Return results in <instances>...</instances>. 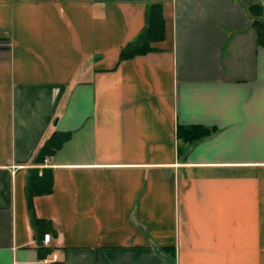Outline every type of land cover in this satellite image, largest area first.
I'll return each mask as SVG.
<instances>
[{
	"label": "crops",
	"instance_id": "crops-1",
	"mask_svg": "<svg viewBox=\"0 0 264 264\" xmlns=\"http://www.w3.org/2000/svg\"><path fill=\"white\" fill-rule=\"evenodd\" d=\"M149 3L164 39L119 61ZM257 3L0 0V264H264Z\"/></svg>",
	"mask_w": 264,
	"mask_h": 264
},
{
	"label": "trees",
	"instance_id": "trees-1",
	"mask_svg": "<svg viewBox=\"0 0 264 264\" xmlns=\"http://www.w3.org/2000/svg\"><path fill=\"white\" fill-rule=\"evenodd\" d=\"M250 13L255 16L256 20L253 23L255 28L258 42L264 44V12L263 6L260 3L252 5L250 8ZM146 21L143 30L139 35L131 42L126 44L121 48L119 53V61L132 59L139 55H144L152 51L158 50L154 46L155 43H158L164 39L165 36V22L163 17L162 5L158 3H149L146 7ZM202 129V128H201ZM202 131H208L202 129ZM199 135V134H198ZM197 133L194 137L198 136ZM71 136V133L67 132H55L50 139L40 148L38 161H44L46 158L52 156L65 141H67ZM52 187L50 183V176L46 173L39 176V174H32L28 179L27 183V195L28 203L32 218L33 210L32 208V199L36 194H43L51 192ZM39 222L43 223L44 220H34V225ZM43 224H46L43 223ZM165 250L171 252L169 247H165ZM48 250V249H47ZM51 250H48L50 253ZM172 254V253H170ZM173 255V254H172ZM171 255V256H172Z\"/></svg>",
	"mask_w": 264,
	"mask_h": 264
},
{
	"label": "built area",
	"instance_id": "built-area-1",
	"mask_svg": "<svg viewBox=\"0 0 264 264\" xmlns=\"http://www.w3.org/2000/svg\"><path fill=\"white\" fill-rule=\"evenodd\" d=\"M49 241H50V234L44 235V244L48 245Z\"/></svg>",
	"mask_w": 264,
	"mask_h": 264
},
{
	"label": "water",
	"instance_id": "water-1",
	"mask_svg": "<svg viewBox=\"0 0 264 264\" xmlns=\"http://www.w3.org/2000/svg\"><path fill=\"white\" fill-rule=\"evenodd\" d=\"M260 2L262 3L263 7H264V0H260Z\"/></svg>",
	"mask_w": 264,
	"mask_h": 264
}]
</instances>
